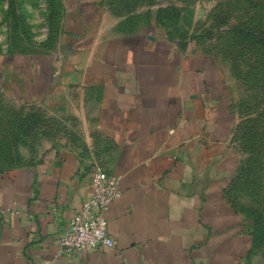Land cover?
I'll return each mask as SVG.
<instances>
[{
	"label": "crops",
	"instance_id": "obj_1",
	"mask_svg": "<svg viewBox=\"0 0 264 264\" xmlns=\"http://www.w3.org/2000/svg\"><path fill=\"white\" fill-rule=\"evenodd\" d=\"M60 11L55 46L0 74L17 104L65 132L0 170V264H245L251 238L229 199L242 154L228 70L167 34L175 12L161 0H61ZM97 166L120 176L107 213L115 245L64 253Z\"/></svg>",
	"mask_w": 264,
	"mask_h": 264
},
{
	"label": "rangeland",
	"instance_id": "obj_2",
	"mask_svg": "<svg viewBox=\"0 0 264 264\" xmlns=\"http://www.w3.org/2000/svg\"><path fill=\"white\" fill-rule=\"evenodd\" d=\"M58 2L0 0V74L19 60L55 46L61 19ZM161 3L167 12H175L167 15V34L196 40L229 72L238 117L234 141L242 154L229 199L251 238L245 264H264V0ZM1 80L0 170L29 161L47 141L56 142L65 133L62 125L51 124L42 111L17 104ZM37 113L43 116L38 129L42 134L32 129L23 134V122ZM45 130L51 134L47 136Z\"/></svg>",
	"mask_w": 264,
	"mask_h": 264
},
{
	"label": "built area",
	"instance_id": "obj_3",
	"mask_svg": "<svg viewBox=\"0 0 264 264\" xmlns=\"http://www.w3.org/2000/svg\"><path fill=\"white\" fill-rule=\"evenodd\" d=\"M120 176L97 166L92 173V194L86 198L60 237V250L73 254L86 249L113 247L107 213L112 203L121 198Z\"/></svg>",
	"mask_w": 264,
	"mask_h": 264
},
{
	"label": "trees",
	"instance_id": "obj_4",
	"mask_svg": "<svg viewBox=\"0 0 264 264\" xmlns=\"http://www.w3.org/2000/svg\"><path fill=\"white\" fill-rule=\"evenodd\" d=\"M58 3H59V7H60L59 10H61V0H59ZM60 13H61V11H60ZM32 116H34V117H32V119H30L28 122H23V125L21 126L22 129L24 128V130L21 129V132H23V134H25V132L29 131V129L34 130L37 127V125H38V117H36V115H33V114H32ZM239 170H240V167H239ZM238 175H239V171H238L233 183L235 182V180H236ZM229 193H230V190H229Z\"/></svg>",
	"mask_w": 264,
	"mask_h": 264
}]
</instances>
